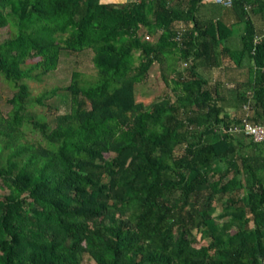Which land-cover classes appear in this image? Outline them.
Returning <instances> with one entry per match:
<instances>
[{
    "label": "trees",
    "instance_id": "obj_1",
    "mask_svg": "<svg viewBox=\"0 0 264 264\" xmlns=\"http://www.w3.org/2000/svg\"><path fill=\"white\" fill-rule=\"evenodd\" d=\"M204 2L0 0V29L16 28L0 42V74L17 89L0 115V264H264V143L223 131L250 100L264 124V34L251 20L264 21V0H233L246 24L238 50L232 26L197 16ZM86 49L97 79L73 74L53 127L27 115L60 88L31 97L25 81ZM226 58L255 70L233 99L198 71ZM163 60L172 87L137 102ZM26 128L45 145L23 141Z\"/></svg>",
    "mask_w": 264,
    "mask_h": 264
},
{
    "label": "rangeland",
    "instance_id": "obj_2",
    "mask_svg": "<svg viewBox=\"0 0 264 264\" xmlns=\"http://www.w3.org/2000/svg\"><path fill=\"white\" fill-rule=\"evenodd\" d=\"M118 4L125 3L127 1L134 0H109ZM227 9L230 7H225L223 5L217 4L214 1L204 2L198 9L197 16L200 18H207L208 20L215 21L216 17H222ZM246 27L245 22L237 21L233 25V44L234 46L238 44L239 37L243 33ZM16 34V28L7 25L4 28L0 29V42L13 37ZM149 35L148 33H144ZM158 35L151 36L149 42L156 40ZM136 54L134 64H138V59ZM93 52L89 49H86L79 53H62L60 56V61L55 70L47 73L41 82L35 81H25L28 85L30 96L36 97L42 94L44 91L51 90L55 87L60 88V95L48 99L46 101L47 106H28L26 108V113L29 116H34L37 120L46 122L49 127L54 126V118L56 115L61 114L65 111V103L61 95H63V88L70 85L72 82V77L74 73H78V80L81 85H87L94 82L97 79V71L93 65ZM183 60H181L177 67L183 69ZM201 72V71H200ZM205 72V71H204ZM203 75L207 77L208 73ZM175 75L167 70V65L163 60L160 63H155L150 69L148 75L139 84L135 86V97L137 102H143L145 104L150 103L154 98L162 93L167 91L172 87L171 79ZM226 89H232L230 86H225ZM17 89L14 87V84L5 80V78L0 74V115L6 118L11 110L12 105L9 103V100L12 98ZM227 109V108H226ZM228 110V109H227ZM25 138L23 141L27 140L28 142H39L42 145H45L44 140L42 139L40 133L37 131H32L29 128H26ZM6 194V190L3 186L0 185V198ZM221 205H217V210L215 214L220 212ZM221 222V220H217ZM206 241H201L200 244H205ZM83 264H95L92 260L85 259Z\"/></svg>",
    "mask_w": 264,
    "mask_h": 264
},
{
    "label": "crops",
    "instance_id": "obj_3",
    "mask_svg": "<svg viewBox=\"0 0 264 264\" xmlns=\"http://www.w3.org/2000/svg\"><path fill=\"white\" fill-rule=\"evenodd\" d=\"M205 20H208L207 18H202ZM217 20H221L223 21L227 26H232L238 21L236 16L234 15V13L230 10L227 9V11L225 12V14L222 17H216L215 18ZM251 20L256 28V31L263 35L264 34V21L259 17V16H251ZM244 32V31H243ZM257 33V35H258ZM243 34V33H242ZM241 34V36H242ZM261 35H259L260 37H262ZM241 36L239 37V42L237 45L234 46L233 44V36L230 37L227 40V45L232 49V50H238L241 47ZM235 40V39H234ZM222 65H220L217 68H213V69H199V73L201 75H203L205 73H208L207 77L204 78L210 83V84H214L217 81L223 82L225 86H230L232 87V89H228L229 90V95H230V99H233L232 97H234V85L236 82H247V81H254L255 78V70L254 69H249L248 67H242V68H238L235 66V64L229 59H223ZM201 71V72H200ZM229 114L231 117H234L236 114L237 109L233 108V107H228L227 108Z\"/></svg>",
    "mask_w": 264,
    "mask_h": 264
},
{
    "label": "built area",
    "instance_id": "obj_4",
    "mask_svg": "<svg viewBox=\"0 0 264 264\" xmlns=\"http://www.w3.org/2000/svg\"><path fill=\"white\" fill-rule=\"evenodd\" d=\"M205 2L214 1L217 4L223 5L225 7H231L233 4V0H204ZM185 32L183 27H180L176 31L175 40L179 44L182 42V36ZM145 40H149V35L144 36ZM259 37H255L254 42L257 43ZM184 68H186L187 63L183 62ZM183 68V69H184ZM243 114L238 118L237 122L227 126L224 128V132L231 135H243L249 137L254 143H264V124L255 123L251 120L253 116V104L250 100L248 103L242 106ZM264 263V257L262 259Z\"/></svg>",
    "mask_w": 264,
    "mask_h": 264
}]
</instances>
